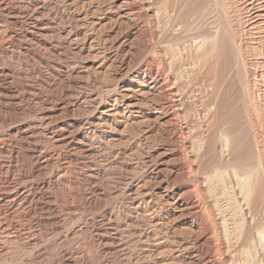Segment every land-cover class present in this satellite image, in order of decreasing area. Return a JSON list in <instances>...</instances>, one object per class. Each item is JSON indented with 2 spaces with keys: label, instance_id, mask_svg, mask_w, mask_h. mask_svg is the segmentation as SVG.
Wrapping results in <instances>:
<instances>
[{
  "label": "bare ground",
  "instance_id": "obj_1",
  "mask_svg": "<svg viewBox=\"0 0 264 264\" xmlns=\"http://www.w3.org/2000/svg\"><path fill=\"white\" fill-rule=\"evenodd\" d=\"M55 1H58V0H0V59L3 58L5 61V60H7L6 56L8 53L10 54V53H13V50L16 51V50L21 49L25 53L33 56L32 58L35 57L34 59L38 65V68L40 67L36 71V74H37L36 78L30 79L31 78L30 75L32 76V74H28L26 72H23V70L22 71L18 70L19 67H17L18 69H16L15 67H13L12 64L5 67V66H3L2 63H0V107H1V110L3 113L2 114L3 115V119H2L3 123L2 124H4V123L8 124L9 123L8 127H10L11 124L13 125L15 123V126L9 128L7 130V133L4 132V133H6L5 135H0V153H2L4 156L3 159L1 158L4 166L2 165V163L0 164V172H3V176L5 178L4 181L0 182V211H1V214H3L4 216L5 215L9 216V218L14 217V218L19 219L20 217L31 214L34 210L35 211L38 210L40 213L41 212L45 213L44 217H43L44 219H42V221H44V222L50 221L51 218L53 217V214H51L52 215L51 216L49 213L53 212L55 210V208H54V205H51L52 200H51V195L49 192H50V190L57 188L61 184V182L62 183L63 182H69L68 177L67 178L62 177L65 174L61 176V175H59V172H57L54 176L51 175V178L49 180L44 181L41 184L40 183L36 184L34 182H31V183H28L27 185H21L20 183H17V182H19L23 179L27 180V178H29L31 174L32 175H40V174L44 173L48 169V166L50 169L51 165L53 166L54 164L59 163V157L61 158V156H63V157L65 156L66 159H68L69 163L73 162V161L76 162L78 159V157L76 155L81 154L82 157H83V155H84V157H85V155H88V157H90L89 155L92 156L93 155L92 153L96 152V150L101 145H103L105 143H106L105 145H107V143H113V144L117 143L118 144L122 140H125L127 138L126 137L125 139H123V134L130 129V128L128 129V127H131L134 125V128L136 127V129H137L136 130L137 132H135V133H137V135H138L137 138H135L136 139L135 144L142 143V142L145 144V143H147L153 139L154 140L158 139L160 142H162V143L164 142V144H163V146H161L158 149H156V147H158V146L153 148L154 149L153 151H155V153H157L156 157L154 156L155 154H152V153H154L153 151H151V153L147 152L148 158L151 157L153 159V157H155V159L152 160V161H154V163H153L154 166H152L150 168V170L148 168L146 169V167L144 168V169L148 170V172L145 170L147 172L145 180L146 181L148 180V183H147V185H144V187L145 186L148 187L150 185L149 183H151V182L155 183L154 184L155 188L151 187V186H149V187H151L155 190V194L157 195L158 200L160 201V202H158V200H157V202L162 203V206H161L162 210L159 209V213L158 212L155 213L158 215V218H156L155 216H152L151 215L152 213L150 211L153 209L152 207L154 204L151 203L152 200L150 202V198L153 194L147 193V192H141V194H142V197L140 196L141 203L138 202L139 206L135 205L137 207L136 208L134 207L135 209H132V214H135L136 218H139L140 221H142V220H144L145 222L148 221L150 227H153V226H159V227L164 226L165 228L169 227L168 232L172 231L173 228H175V230H178L176 227H181L180 229L184 230V232L186 233V236L188 235L186 239H182L179 242L176 239L177 240L176 243L178 242V245L177 244L176 245L178 247H176L175 250L173 251V256L170 260H168L167 256H165V253H167V252H165V253L162 252V254H161L160 252H158L159 250L157 251V249L160 248L159 247L161 245L160 242L157 241L152 246L150 245L151 248H149V251H148L149 254H148V257L146 259V260H148V264H158V262L161 264H169V262H171V261H173L175 264L176 263L177 264H222V262H220L221 259L220 258L218 259L217 254L215 253L217 250V246H216L217 241L215 239L216 237H214L215 233H214V230L212 228V225H210V222H209L210 218L207 215L208 212L206 213V210L209 209L207 207H209V206H207L208 203L205 202L207 207L206 206H205L206 208L204 207L205 204L203 205V202L201 200L202 198L197 191L200 189L195 188V186H193V183L191 184L192 186L190 184L189 185L185 184V185H177V186H171L170 185L169 186L168 178L171 176H180L187 181H191L192 176H193L192 175V171H193L192 168L193 167H192V162H191L192 159L189 157L190 154H188V153H190V151H193V150H191V147L194 148L195 146L199 145V143H200V148H198V147H196V148L201 150V154L202 153L207 154L209 151H214L218 155L219 160H221V162H223L224 165L225 164L229 165L228 163L232 164L231 163L232 162L231 157H234V156H230V153H232L233 151L235 152V150H233L232 152L230 151L231 140L228 138V137H230V131H229L230 129L228 128L229 133H227V132H224V131H227V130H224L225 128H227V126L223 130L222 129L220 130L221 127L219 129H216L217 126L214 127L215 125L220 124L218 120H217L218 123L216 122V119L218 118L217 114H219L217 106H216V104H217V102H216L217 101L216 100L217 99V87H219V85H218L219 83L216 81V80H218V78H217L216 80L214 79L216 81V83H218L217 87L215 85V82L213 84L214 80L212 81V79H211L209 67L211 65L213 66V63L210 65L211 55H213L214 51L216 50V46L218 45L219 40H221L220 42L224 43V47H222L224 49V51H222L220 46H219V48L221 51L220 53L222 54L223 58H225V66L227 68H230V66H231V64H230V61H231L230 58L231 57L230 56L231 55L233 56L234 52L231 53L228 51V46H229L227 43L228 32H227V27H225V25L224 26L220 25L219 31H216V30H218L216 28L215 34H210V32L205 33L206 32L205 29H207V27H209V28L211 26L216 27L217 24L214 25V23H216L217 21H215L213 23V20H214L213 16H212L213 10H215V8L220 3H224V2H222L223 0L222 1L221 0H194V3H191L192 6H190L191 8H189V9H187V6H189L188 2H190L191 0L190 1L189 0H63V2H65V10L62 9L63 12L55 11L53 13L54 8H52V7L49 8V7ZM77 1L81 2V5L79 4L81 7L80 9L75 8V4L77 3ZM88 1H90V3L92 1L93 4H95V6H94L95 9H92V11L94 10L92 13L91 12L88 13V8H87V10H85L86 8L84 9L85 6L89 7L88 5H90V3H88ZM255 1L257 3L259 0H252L250 4L248 3L249 6H252ZM61 2H62V0H61ZM229 2H230V0H229ZM222 5L224 7V5H226V3H224ZM243 5H245V4H243ZM59 6H60V3H59ZM221 6H219V7H221ZM260 6H261V2H260ZM91 7L92 6H90V8ZM258 7H259V4H258ZM245 9H247V7ZM254 9H255V6L250 7L249 10L247 9L248 10L247 14L249 13L248 14V19H249L248 22H250L252 20V17H254V16H252L253 12L256 11ZM219 10H220V8H219ZM220 11L222 12V9ZM226 11H227V9H226ZM64 12H66V22L62 21V17L64 15ZM216 13H218V12H216ZM214 15H215V13H214ZM216 18H218V17H216ZM229 18H231V17H229ZM223 19H224V17L222 18V20ZM175 20L179 21L177 26H174V24H175L174 22H176ZM171 21H173L174 24L171 23ZM229 21H231V20H229ZM223 22H224V20H223ZM246 23L247 22L245 21V24ZM220 24H223V23H220ZM167 25H168V28H169V26L170 27L172 26L171 27L172 30H170L172 33V37L168 38V36L167 37L163 36V37L168 38L169 40L163 38V40H165V41L168 40V41L167 42L164 41L165 44H163L164 42L161 44L160 43V39H162L161 36L165 35L163 33L167 32V31H164L162 33V28H165V26L167 27ZM249 25H252V24H249ZM248 27H250V26H248ZM168 28H166V29L169 30ZM209 28L207 29V31L211 30ZM182 32H184L183 38L185 37L186 34H189L188 36L186 35L187 37H185V38L189 37L188 45L186 47H184L186 44L183 46L185 51L180 49L182 47V45H180L182 37L180 38L179 35H182ZM203 32H204V34H202ZM96 35L102 36V38H99V39H102L100 46L98 44H96V40H95L97 38ZM230 37H232V36H230ZM185 38L183 40L186 41ZM163 40H161V41H163ZM228 41L231 42V39ZM238 42H239V40H238ZM231 43H233V42H231ZM239 44L241 45V42H239ZM234 45H235V43H234ZM236 46H237V44H236ZM218 50L219 49H217V51ZM234 50H235V48H234ZM234 50H232V51H234ZM217 51H216V53H217ZM20 52H22V51H20ZM222 52L225 54V56L223 55ZM242 52L239 50L238 51L235 50V56H233L234 58H232L233 63L235 61H236L235 63L239 62V61L237 62V60H239V58L242 56ZM67 54H70V55L72 54L73 56L75 55L76 57H79L81 59L80 62L82 61V67L79 68L81 65L80 66L78 65L79 66L78 67L76 65V61H75V64L71 63L69 61L70 59L68 60V58H67ZM243 54H244V52H243ZM16 55H18V53ZM215 55L216 54H214V56ZM19 56H21V55H19ZM236 58H237V60H235ZM242 58L244 59V57H242ZM243 59H241V61H240L241 64H242ZM222 60H224V59H222ZM49 61H50V63H48ZM19 65H20V63H19ZM228 65H230V66L228 67ZM235 65L232 64V66L236 67L235 68L236 73H237V76H239V80H237V83L239 82V85H240L239 86L240 94H238L236 92V95H235V92H234L235 96L228 98L226 107H228L229 109H231V107L236 103H240L244 106L245 101H246V95H247V93L245 92L246 91L245 90V85H246L245 82H246L247 74L245 75L246 72L242 71V68H243L242 65H241L242 68L239 67L240 64L239 65L235 64ZM217 66H219V65H217ZM240 68H241V70H240ZM245 69L246 68L244 65L243 70H245ZM26 70H27V68H26ZM222 70H223V68H222ZM232 71H233V68H232ZM83 73H85L87 77L89 75H90V77L93 76V75H91V73L95 74V76L98 73L103 74V75L106 73L105 75L107 77L103 76L105 78V81H106L105 83H102V84L99 83L102 87H99V85L96 84V85H98L97 87L99 88V89L97 88V91L100 90V88H101L100 91L94 92V90L92 91V89H91L90 93L85 92L86 96L79 99L80 95L78 97H76L75 94L73 93V91L71 90V88L73 89V87H74V86L71 87V84H72L73 79L75 80L76 78H78L79 75H81V74L83 75ZM221 73L220 74L222 75V79L225 78V77H223V75H225L224 74L225 71H222ZM33 75H34V73H33ZM225 76H227V75H225ZM228 76L232 77L230 75H228ZM34 77H35V75H34ZM104 78H103V80H104ZM219 78H220L219 79V82H220L221 76ZM18 79L23 80L24 83L22 86H21V84H20V86L14 85L13 81H15V80L18 81ZM103 80L101 82H103ZM89 81H90V78H89ZM223 81H224V79H223ZM226 81H228V79H226ZM231 81H233V80H230V82ZM230 82L228 81V85ZM234 82H235V80H234ZM21 83H22V81H21ZM85 85H86V83H85ZM93 85H95V84H93ZM230 85L232 86V83H230ZM234 86L235 85H233V87ZM225 87L226 88L228 87L227 84ZM82 88H83V86H82ZM231 89L233 90V88H231ZM235 89H237L236 86H235ZM58 90H60V92ZM219 90H221V89L219 88ZM232 90H228V92H230ZM222 91H224V89ZM222 91H221V93H222ZM57 92H59V94ZM99 92L100 93L102 92V95H100ZM245 93H246V95H245ZM218 97H220V96H218ZM224 97H226V96H224ZM247 98H248V96H247ZM246 103H249V102L246 101ZM218 104H220V103H218ZM222 105H223L222 107L225 106L224 104H222ZM30 106L35 107L34 108L35 109L34 113L36 115L35 119L37 121H39V123L35 124V126L31 123H27V121L23 122V120L19 119L20 117H24L23 115L26 114L25 108H31ZM232 109H234V108H232ZM82 110H84V111H82ZM228 110H226L227 113H231V112H228ZM76 111L77 112L82 111L85 113L80 112L81 114H87L88 115V116L84 115V117L87 116V118L85 120V121H87V125H86V126H88L87 129H85V127L83 128L82 122L80 120L74 118V116H76L77 114H74V116H73V113H75ZM239 112H237V114ZM232 113H233V111H232ZM27 114H28V112H27ZM27 114H26V116H27ZM81 114H80V116H81ZM235 114H236V112H235ZM233 116H234V114L232 115V117ZM81 117H83V115ZM230 117L231 116H229V119L231 120L232 117L231 118ZM225 118H223V120ZM236 118L233 117V119H235V120H236ZM229 119H228L227 125H229ZM226 121H227V119H226ZM215 122L217 124H215ZM223 123L225 124V122H223ZM223 123H222V125H223ZM230 123H232V122H230ZM233 124H232V126H233ZM223 126H225V125H223ZM213 127L216 130L214 132H211ZM254 130H256V129H254ZM130 131H132V130H130ZM234 131L237 132L238 130H234ZM125 135H127V133ZM134 135L135 134H133V136ZM207 135L208 136L214 135V136L207 137ZM225 135H228V137ZM128 136H129V133H128ZM197 138H200V139H198V140H200V142L197 145L192 146V144L197 143V141H198V140L196 141ZM231 138L233 139V137H231ZM234 138H236V137H234ZM254 138H255V136H254ZM42 139L44 141H46L45 143L49 144V146L53 150L51 148H48V146H45L46 144H44V143L42 144V142H41ZM256 139H257V137H256ZM126 140H128V138ZM194 141H195V143H193ZM254 141H256V140L254 139ZM152 143L154 144V142H152ZM234 144H236V143H234ZM255 144H257V143H255ZM250 145L252 146V144H250ZM130 146H133V145H130ZM139 146H141V145L138 144V147ZM120 147H121V145H120ZM147 147H148V145H147ZM117 148H119V144H118ZM131 148H133V147H131ZM234 148H235V146H234ZM248 148H249V146H248ZM102 149H103V147H102ZM112 149H113V147H112ZM198 149L193 151V152L198 151ZM257 150L256 149L255 150L254 149H248L249 155H247V156H252V158L256 157L259 160L258 162H260V161H262L261 157H260V154H262V152L259 153V151H257ZM133 151L135 152V150H133ZM245 151H247V148ZM245 151H244V153H245ZM261 151H263V150H261ZM119 153H121V152H119ZM198 153L199 152H197V155H198ZM20 154L26 155L27 158H29L30 163H32L31 169L29 171L31 174L26 173L27 172L26 170H24V171L22 170L23 172L21 171L22 166L20 165L21 163H19ZM197 155H196V158L198 159ZM234 155H236V154H234ZM117 156L118 155H116V157ZM207 156H208V154H207ZM209 156H210V154H209ZM124 157H126V156H124ZM141 157H143V156H141ZM236 157L237 156H235L234 158L237 159ZM200 158H201V156H200ZM239 158H242V156L241 157L239 156L238 159ZM121 159H123V158H121ZM207 159H208V157H207ZM244 159L246 160V158L243 157V160ZM263 159H264V156H263ZM116 160H118V158ZM196 160H194V161H196ZM200 160L203 161L205 159L203 158ZM148 161H150V160H148ZM210 161L212 162V159H210ZM246 161H248V160H246ZM246 161H245V163H246ZM252 161H253V159L251 160V162ZM111 162H112V160H111ZM141 162L143 163V160ZM115 163H116V161H115ZM195 163H197V162H195ZM195 163H193V164L195 165ZM254 163H252L253 166H255V164L258 165L257 161L255 164ZM6 164H8V165H6ZM108 164H106V165H108ZM149 164H151V163H149ZM153 164H151V165H153ZM199 164H201V163H199ZM204 164L207 165L206 163H204ZM214 164H215V162H214ZM142 165H145V163ZM210 165L214 166L213 164H210ZM210 165H208V166L210 167ZM232 165H233V167L235 166L234 164H232ZM232 165H229V166L232 167ZM241 165L243 166V164H241ZM101 166L103 167V165H101ZM108 166H110V164ZM113 166H114V163H113ZM149 166L147 165V167H149ZM204 166H202V169H204ZM229 166L228 167L226 166V167L229 168ZM238 166H240V165H238ZM253 166L250 168L254 169ZM60 167H61V165H60ZM198 167H200V166H198ZM198 167H196V170ZM222 167L223 166H220V168H222ZM231 167H230V169H231ZM256 167L259 168L261 166H256ZM86 168H90V166H87ZM205 168H208V167L206 166ZM235 168H236V166H235ZM237 168H239V167H237ZM240 168H241V166H240ZM244 168H246V167H244ZM250 168L247 166L246 170H249ZM103 169H104V167H103ZM120 169H122V168H120ZM125 169H126V167H125ZM125 169H123V170H125ZM200 169L201 168H199L198 170L200 171ZM202 169H201V172H199V174L202 173ZM232 169L230 170L232 173L236 171V169H234V171H232ZM205 170H204V172H205ZM208 170H210V169H208ZM214 170H212V171L216 172ZM223 170L227 171V169L225 167L223 168ZM241 170H239L240 173H241ZM100 171L101 170H96V172L90 171V172H87L86 175H81L83 177L82 178L83 181L84 180L89 181L90 185L92 184V182L101 181V178H100L101 172ZM220 171H217V172H219V173H217L218 177L219 176L224 177L223 176V175H225L224 172L222 173V171H221V173L223 174L222 175L220 173ZM253 171H252V173H250V171H246V172L250 173V175H253L254 174ZM103 172H104V170H103ZM210 172H209L208 176H210ZM246 172H245V174H247ZM127 174H128V172H127ZM129 174H130V172H129ZM205 174H204V176H205ZM219 174H221V175H219ZM255 174H257L259 176V172L255 173ZM200 175H202V174H200ZM214 175L217 177L216 173ZM227 175H228V173H227ZM263 175H264V173H263ZM11 176H14V177L12 179H9ZM208 176L206 179L210 178ZM229 176H228V178H226L227 181L231 180V177L229 179ZM239 176H241V174ZM243 176H244V174H243ZM247 176H246V178H247ZM103 177L102 178L105 180V176H103ZM195 177H196V175H195ZM225 177H227V176H225ZM250 177L254 178V176H250ZM262 177H264V176H262ZM126 178H129V177L127 176ZM130 178L135 179V177H130ZM174 178L175 177H172V179H174ZM182 178H180V179H182ZM256 178H257V176H256ZM256 178H254V179L256 180ZM220 179H222V178H220ZM234 179L237 180V183H238V184H236L235 183L236 181L234 180L235 181L234 184H236V186H234V187L236 188L237 185L239 186L241 184L242 180L239 184L238 179L240 180V178H238V179L234 178ZM244 179L245 178H243V181H244ZM258 179L259 178H257V181L255 182L257 185H258ZM260 179H261V177H260ZM11 180H13V181H11ZM185 180H183V181L181 180V182H185ZM195 180L198 181L199 179L198 180L195 179ZM211 180H214V178L212 179V176H211L209 183L211 182ZM262 180L264 181V178ZM133 181L131 179V182H133ZM138 181H139V178H138ZM224 181L225 182L221 181V186L223 184L225 185V183L228 184V182H226V180H224ZM232 181H233V179H232ZM232 181H229V182L231 183ZM263 181H262V183H263ZM102 182H104V181L102 180ZM176 182H177V180H176ZM214 182H216V181H214ZM252 182L253 181L250 180L248 183H250V185H251ZM97 183H98V187H99V182H97ZM144 183H145V181H144ZM213 183H211V186ZM129 184H130V182H129ZM243 184L245 185V183H243ZM260 184H259V186H260ZM208 185H210V184H207V186ZM137 186H138V184H137ZM141 186L143 187L142 183H141ZM141 186H139V187H141ZM202 186H204V183ZM232 186H233V184L232 185L230 184V187L228 186L229 187L228 189H226L225 186L223 187V189H226L228 192V190L230 188L232 189ZM242 186L240 185L239 187H241V189L243 188L245 193H243V195H242V199H241L242 204H240V203L239 204L241 205L240 207H243L242 210H244L245 213L247 212L246 215L248 216V219H247L245 224H244L245 221H243V223H241V224H243V230H242V226L240 227V224L239 223H238L239 225L237 224V226H239L241 228L240 230L243 231L242 236L239 235L240 237H237L238 240H236V247L239 246V247H241V249L243 247L242 245H245V243L248 242V236L246 235L247 231L251 232L250 231L251 228H253L254 230L255 229H257V230L258 229H264L263 216H261L262 220H263L261 222L259 221L260 217L256 218V219H259L258 220L259 222H258V221H255L256 219H254V217L252 216V211H256L254 207L258 206L256 203H253V200H254V202H257V201H255V199L257 198V200H259V198H260V196H259V198L257 197L258 191H257L256 195H255L254 191H251L256 196V198L254 196L255 199H253L251 201V199L249 200L246 198L250 197L249 189H252L253 187L249 188L250 186H248V184L243 186V187ZM262 186H264V185H262ZM85 187H87V186H85ZM92 187H94V186H92ZM196 187H198V186L196 185ZM133 188H134L133 186L129 187L128 192H132ZM235 188L233 190H235V192H236L238 187L236 189ZM88 189L89 188H87V190ZM126 189H127V187H126ZM136 189L140 190V188H136ZM218 189H217V192H218ZM209 190H208L209 194H210V192L214 193L213 191H209ZM214 190H216L215 187H214ZM226 190L221 191V192H226ZM233 190H231V191H233ZM35 191H37V192H35ZM259 191H260V189H259ZM135 192H136V190H135ZM206 192H207V190L205 191V194H206ZM239 192H241V191L239 190ZM239 192H236V193L239 195ZM133 193H134V191H133ZM136 193H139V192H136ZM226 193L223 195H226ZM233 193L234 192H232L231 194L229 193L230 196H232ZM129 194H127V195H129ZM141 194H139V195H141ZM205 194L203 193V195H205ZM214 194H216V193H214ZM246 194H248L249 196L247 197ZM250 194H252V193H250ZM240 195L238 197H240ZM136 196H138V195H136ZM207 196H208V194H207ZM210 196H209V198L207 197V199H208V200L206 199L207 201H210ZM215 196H213V197L216 199L217 196L216 197ZM252 196L253 195H251V197ZM205 197H206V195H205ZM220 197H222V196H220ZM225 197L229 198V196H225ZM132 198L134 199V197H132ZM138 198H139V196H138ZM214 198H213V200H215ZM230 198H232V197H230ZM136 199L137 198H135L134 200H136ZM217 199H218V197H217ZM236 199H238V198H236ZM230 200H228V201L230 202ZM262 200H264V199H262ZM215 201H217V200H215ZM228 201H226V202H228ZM259 201H261V200H259ZM87 202L89 205L91 203V199L90 198L87 199ZM259 203L261 204V202H259ZM212 204H214V202ZM215 204L217 206L218 202H215ZM230 204H231V202H230ZM253 204L254 205L256 204L257 206H254ZM261 206H262V204H261ZM131 207H133V206H131ZM214 207H215V205H214ZM219 207H220V209H222L220 206V203H219ZM157 208H160V207H157ZM210 208H211V206H210ZM258 208L259 207H257V210H258ZM217 209H215V210H217ZM220 209H219L218 214L220 213ZM233 209H235V208H233ZM238 209H240V208H238ZM252 209H254V210H252ZM261 209L262 208H260L259 211H261ZM211 211H213V210H211ZM224 211H226V209H224ZM221 212H223V211H221ZM231 212L233 213L235 211L232 210ZM215 214L217 215V213H215ZM255 214L256 213L254 212V216H255ZM221 215H222V213H221ZM235 215H237V214H235ZM130 216H133V215H130ZM161 216H164V218L159 219ZM115 217H116V215H115ZM235 217H237V216H235ZM214 218H215V216H214ZM245 218H247V217H245ZM139 219H136V220L139 221ZM224 219H226V218H224ZM231 219H232V217H231ZM242 219H244V218H242ZM242 219H241V221H242ZM5 220H6V218H5ZM233 220L236 221V218ZM164 221H166V222L163 223ZM117 222L118 221H116V223ZM219 222L222 223V221H219ZM225 222H226V220H225ZM212 223H214V222H212ZM229 223L232 224V222H229ZM138 224L139 223H137L136 225H138ZM223 224H224V222H223ZM233 224H235V223H233ZM109 226H111V225H109ZM117 227H118V225H117ZM215 227H217L216 224H215L214 228ZM234 227H236V225ZM137 228H139V227H137ZM147 228H148V226H147ZM147 228H145V229H147ZM155 228L156 227H154L153 229L155 230ZM228 228H230V227L228 226ZM112 229H114V228H112ZM151 229H149L148 231H150ZM227 229L225 228V230H227ZM237 229H239V228H236V230ZM20 230H21V228H20ZM225 230H223V231H225ZM231 230H233V229H231ZM220 231H222V230H220ZM237 231H239V230H237ZM92 232L94 233L95 237L98 239V243L102 247V249H104V252L105 251L107 252V250L112 249L111 247H113L114 245H112L110 243L114 242V239L111 238L114 235L111 237L109 235L107 236L105 234V230L101 229L99 226L92 229ZM226 232H223V234ZM220 233H222V232H220ZM235 233H238V232H235ZM260 233L262 234L263 232H260ZM260 233H258V235ZM167 234H166V236H167ZM216 234H217V232H216ZM232 234H234V233H232ZM110 235H111V233H110ZM140 235H142V234H140ZM170 235L172 236L171 232L167 236L169 239L171 237ZM227 235L229 236V234H227ZM252 235L253 234L249 235V237ZM163 236H165V235L163 234ZM178 236H179V234H178ZM181 236H183V235H181ZM233 236H235V235H233ZM154 237H155V235L153 236V238ZM173 237L174 236H172L171 238L175 242V238L173 239ZM258 237L259 236H257L256 238L258 240H260V237L259 238ZM17 238H18V236H17ZM147 238H148V236H147ZM149 238H148V240H150ZM160 238H161V235H160ZM160 238H158V239H160ZM183 238H184V236H183ZM225 239H228V238L225 237ZM229 239L231 240V244L235 242V240H234V242H232V238H229ZM229 239H228V241H230ZM234 239H236V238H234ZM252 240H254V238ZM26 241H29V245H31L33 247L35 246V240H26ZM167 241L169 242V240H167ZM226 241H224V242H226ZM224 242H222V243H224ZM146 243H148V242H146ZM220 243H221V239H220ZM228 243L230 245V242H228ZM262 243H264V241ZM240 244H241V246H240ZM256 244H258V243H256ZM172 245H173V243H172ZM253 245H255L254 241H253ZM259 245H261V243ZM174 246H175V244H174ZM224 246H225V244H224ZM230 246L229 247L232 248L235 245H233V246L230 245ZM249 246H252V244ZM147 247H145V248L147 249ZM236 247H235V250L237 249ZM254 247H252V248H254ZM263 247H264V244H263ZM168 249L170 250V248H167V250ZM222 249H221V251H222ZM114 250H115V248H114ZM172 250H173V248H172ZM254 250H256V249H254ZM238 251L239 250H237V252ZM249 251H250V249H249ZM156 252H158L161 255L164 254L163 256H165L167 260L164 259V257H163L164 260H160L161 257H158L159 254H157L158 255L157 256L155 254ZM170 252H171V250H170ZM229 252H230V250H229ZM242 252H245V251H242ZM107 253H109V252H107ZM257 253H258V251H257ZM237 254H239V253H237ZM253 254H255V253L253 252ZM242 255L244 256L245 253H243ZM60 256H61V259H63L65 264H75V259H73L71 257V255L68 254L67 252H61ZM170 257H171V254H170ZM238 257H240V256H238ZM252 257L253 256H251V258ZM251 258H250V262H245L246 260L248 261V259H249V256H248V258L244 259L245 261L239 260L240 261L239 263H241V262H245L247 264L251 263ZM238 259H242V257H240ZM232 261H231V263L228 262V264L229 263L233 264ZM260 263L262 264L263 262H260ZM224 264H226V263H224ZM234 264H235V262H234Z\"/></svg>",
  "mask_w": 264,
  "mask_h": 264
},
{
  "label": "rangeland",
  "instance_id": "obj_2",
  "mask_svg": "<svg viewBox=\"0 0 264 264\" xmlns=\"http://www.w3.org/2000/svg\"><path fill=\"white\" fill-rule=\"evenodd\" d=\"M241 1L242 0H230V2H229V0H223L222 2L226 3V5H224V7H223L222 4H224V3H220L215 8V10H213V14H212L213 19H214L213 20V23L215 21H217L216 23H214V25L217 24L216 27L215 26H211L212 28L211 27L210 28L207 27V29L209 28L212 31L211 30H208L207 31V29H205V31H206L205 33H209L210 32V34H215L216 31H219L220 30L219 29L220 28V25H223V26L225 25V27H227L228 40L231 39V42H233V43H231L230 41L227 40V43L229 45V46L227 45L228 46V51L231 52V53L234 52L233 56H235V50L236 51L239 50L241 52L242 51L244 52V54L242 52V56L240 57L241 59H243L242 57H244V59H243L244 62L242 61V64L240 62L241 61L240 58H239V60H237V58L235 59V60H237V62L239 61L238 63H235L236 62L235 60H234L235 62L233 63V59L232 58H234V57L232 55L230 56L231 57L230 60L232 61V62L230 61L231 66H232V64L233 65H235V64H238L239 65L240 64L239 67L242 68V66H243L242 71L246 72L245 75L247 74V76H246V82H245V84H246L245 85V90H246L245 92L247 93V95H246V93H245V95H246V101L249 102V103H246V101H245V105L244 106L242 104H240V103H236V104H234L231 107V109L234 108L232 110L229 109L228 107H226L227 106L228 98H230L232 96L234 97L236 95V92L238 94H240V90H239V86L240 85H239V82L237 83V80H239V76H237V73H236V69H235L236 68L235 67L236 65L235 66H232V67L230 65H228V67L230 66L231 69L230 68H227L225 66V58H223L222 54L220 53L221 52L220 51V48L222 49V51H224V49L222 48V47H224V43L223 42H220L221 40H219V42L221 44L218 42V45L216 46V50L214 51L213 55H211V61H210L211 63H210V65L213 63V66L211 65L209 67L210 68V76H211L212 81L214 79L216 80L218 78V80H216V81L219 83V84L216 83L215 80L213 81V84L215 82L216 87H217V84L219 85V87H217V99H216L217 100L216 101L217 102L216 106H217V109H218V113L219 114H217L218 115L217 116L218 118L216 119V122L218 120L221 125H222L223 122H225V124L223 123V125H225V126H223V125L221 126L220 124H219L220 125L219 126L217 124L218 122L217 123L215 122V124H217V125H215L214 127L217 126L216 129H219L221 127L220 130L221 129L223 130L227 126V128L224 129V130H227V131H224V132H227V133H229L228 132V128L230 129L229 130L230 131V137H228V135H225V136H227L231 140V145H230L231 148H230V151L232 152L233 150H235V152L233 151L232 153H230V156H234V157L237 156L236 157L237 159H235L234 157H231V159H232V162L231 163L234 164L236 166V168L237 167H239V168H237L238 169L237 170L235 168V166L233 167V165L230 164V163H228V164L229 165H232V167L229 166V165H227V164L224 165V163L221 162V160H219L218 155L214 151H209L207 153L208 156H207V154H203V153H202L203 154L202 155L201 154V150L198 149V148H200V143H199L200 140H198L200 138H197L196 139V141L198 140L197 143L196 144H192V146L197 145L198 143H199V145L195 146L194 147L195 149L191 147V150L195 151V150L198 149V151H196V152L190 151V153H188V154H190L189 157L192 159V160L191 159L190 160L192 162V167H193L192 168V170H193L192 171V175L193 176H192L191 181H187V180L183 179L180 176H171V177H169L171 180L168 178V184H169V186L170 185L171 186H177V185H185V184H188V185L190 184L191 185L193 183V186H195V188L200 189V190H197V189L196 190L198 191V193L200 194V196L202 198L201 200L203 202V205L205 204L204 207L206 206V203H208L207 206H209V207H207V206L206 207L209 208V209H207V210L205 209V210H206V213L208 212L207 215L210 218L209 219V222H210V225H212V228H213L214 233H215L214 234V237H216L215 239L217 241L216 242L217 250H216L215 253L217 254L218 259L219 258L221 259L220 262H222V264H224V263L228 264V262L231 263L232 260H233L232 261L233 264H234V262H235V264H247L245 262H250L251 256H253L251 258V263H248V264H261L260 262H263L262 264H264V253H263L264 252V250H263L264 249V247H263V244L264 243H262L264 241V229H258V230L255 229L254 230L253 228H251L250 229L251 232L247 231V234H246L248 236V242L245 243L246 246L245 245H242L243 246L242 249L239 246L236 247V240H238L237 237L242 236V232H243L242 231L243 230V224H241V223H243V221H245L244 222V224H245L246 221H247V219H248V216L246 215L247 212L245 213V211L242 210L243 207H240L241 206L240 204H242V200H241L242 199V195H243V193H245L244 190H243V188L241 189V187H239L240 185L241 186L242 185L245 186V185L248 184V186H250L249 188L253 187L252 189H249L250 193H252V194L249 193V195H250V197H251V195H253L252 196L253 198L252 197L251 198L250 197L249 198H246V199H249V200L251 199V201L256 198L255 195L257 194V191H258L257 197L259 198V196H260L259 200H261V201L257 200V198L255 199V201H257V202H254V200H253V203H256L258 206L256 204L255 205L253 204V205L254 206H257L259 208L257 210V207H254L253 206L256 211H252V216L254 217V219L260 217L259 218L260 220L259 219H256L255 221H258L259 220L261 222V221L264 220V200H262V199H264V189H263L264 186H262V185H264V181L262 180L264 178V177H262V176H264L263 175V173H264V159H263V156H264V7H263L264 6V0H261V1L259 0L258 1L259 3L258 2L256 3V1L254 3L252 2L253 3L252 6H255V9L254 10H256V11L253 12V15L252 16H254V17H252V20L250 22H248V20H249L248 19V14L249 13L247 14V11L250 9V7H252V6H249V4L251 3L252 0H243L242 2ZM62 2H63V0H62ZM62 2H61V0L55 1V2H53V4L49 8H51V7L54 8L53 9V13L55 11L63 12V10H65V2H63V3ZM260 2H261V6H260ZM59 3H60V6H59ZM77 3L75 4V8L76 9H80L81 8L80 7L81 2L77 1ZM88 3H90V1H88ZM188 3H189V6H187V9L191 8L190 7V6H192L191 3H194V0H191ZM243 4H245V5H243ZM258 4H259V7H258ZM88 6L89 7L85 6L84 9L86 8L85 10H87V8H88V13H90V12L92 13L94 11V10L92 11V9H95V7H94L95 4H93V2L91 1L90 5H88ZM90 6H92V7L90 8ZM219 6H221V7H219ZM246 7H247L248 10L245 9ZM219 8H220V10L222 9V12L219 10ZM226 9H227V11H226ZM215 11L218 12V13H216ZM214 13H215V15H214ZM64 15H63L64 18L62 17V21L66 22V12H64ZM215 16L218 17V18H216ZM223 17H224V19H223L224 22L222 20ZM229 17H231V18H229ZM229 20H231V21H229ZM175 21H176V22H174L175 24L173 23V21H171V23H173L174 26H177V24H178L179 21L178 20H175ZM245 21L247 22L246 24H245ZM220 23H223V24H220ZM249 24H252V25H249ZM248 26H250V27H248ZM171 27L169 26V28H168V25H167V27L165 26V28H162V33L164 31H167V32L163 33L165 35H162L161 36L162 37V39H160V43L161 44L165 41V40H163V38L164 39H168V38H171L172 37V33L170 31V30H172ZM166 28H168L169 30H167ZM216 28L218 30L215 31ZM183 33L184 32H182V35H179L180 38L182 37L181 38V42H180L181 43L180 45H182V47L180 49L185 51V49L183 48V46L186 44L184 46V47H186L188 45V41H189V37L188 38H185V37H187L189 34H186L187 36L185 35V37H184L186 39V41H185V40H183L184 39L183 38V36H184ZM202 34H204V32ZM163 36H166V37L168 36V38L163 37ZM230 36H232V37H230ZM99 38H102V36H97V38L95 40H96V44H98L100 46V44L102 42V39H99ZM161 40H163V41H161ZM238 40H239V42H241V45L239 44ZM167 41H165V42H167ZM165 42L163 44H165ZM234 43H235V45H234ZM236 44H237L238 47L236 46ZM219 46H220V48H219ZM234 48H235V50H234ZM217 49H219L218 50L219 52L217 51ZM19 50L22 51V52H20ZM19 50H16V51L13 50V53H10V54L8 53L7 56H6L7 57V60L4 61V59L1 58L0 59V63H2L3 66H5V67L6 66H9L10 64H12L13 67H15L16 69H18L17 67H19L18 70H21V71L23 70V72H26L28 74H32V76L30 75V77H31L30 79L36 78V75H37L36 74V71L40 67L38 68V65H37V63H36V61L34 59L35 57L32 58L33 56H31L30 54L25 53L21 49H19ZM232 50H234V51H232ZM216 51H217V53H216ZM17 53H18V55H16ZM214 54H216V55L214 56ZM19 55H21V56H19ZM69 55L70 54H67L68 60L70 59L69 61L71 63H73V64H75V61H76V65L77 66L78 65L79 66L81 65L80 67L78 66L79 68H81L82 67V61L80 62L81 59L79 57H76L75 55H74L75 57L72 54L70 56ZM223 55L225 56L224 53H223ZM222 59H224V60H222ZM19 63H20V65H19ZM48 63H50V61ZM243 64L245 65V68H246L245 70H243L244 69V65ZM217 65H219V66H217ZM26 68H27V70H26ZM222 68H223V70H222ZM232 68H233V71L235 70L234 72L232 71ZM241 68H240V70H241ZM222 71H225V73H224L225 75H227V76L230 75L232 77H229V76L227 77V76L223 75V77H225V78H223L224 79V81H223L222 75H221L222 74L221 73ZM33 73H34L35 77H34ZM84 74L85 73H83V75ZM98 74H96V76H95V74L91 73V75H93L91 77H90V75L87 77L86 74L84 76L81 74L82 76L79 75L78 78H76L75 80L73 79V81H72V84L73 85L71 84V87H73V86L74 87H73V89L71 88V90L73 91V93L75 94V96L78 97L80 95L79 96V99H80V98L86 96V93H90L91 89H92V91L94 90V92L100 91L101 88H100V90L97 91V88H98L97 86L99 85V87H102L100 84L106 82L105 81V78L103 76H105V77H107V76L105 75L106 73L104 75L103 74H99L98 75ZM220 76H221V81L219 82V79H220L219 77ZM89 78H90V81H89ZM103 78H104V80H103ZM226 79H228L229 82H230V80H233V81L230 82V83H232V86L230 85V83L228 85V81H226ZM20 80L22 81V83H21ZM102 80H103V82H101ZM234 80H235V82H234ZM13 82H14V85H17V86H20V84L22 86L23 83H24L22 79H18V81L15 80ZM85 83H86V85H85ZM93 84H95V85H93ZM96 84H98V85H96ZM226 84L228 86L227 88L225 87ZM233 85H235L237 87V89H235V86L233 87ZM82 86H83V88H82ZM219 88L221 90H219ZM231 88H233V90ZM223 89H224V91H222ZM228 90H232V91L228 92ZM58 91L60 92V90H58ZM221 91H222V93H221ZM59 92H57V93L59 94ZM234 92H235V95H234ZM100 95H102V92L100 93ZM218 96H220V97H218ZM224 96H226L227 98L224 97ZM247 96H248V98H247ZM218 103H220V104H218ZM222 104H224L225 106L222 107L223 106ZM30 107L31 108H25L26 109L25 113L27 114V112H28L27 116L24 113L25 114V115H23L24 117H20L19 119L23 120V122H26L27 121V123H31V124H33L35 126V124L39 123V121H37L35 119L36 118V115L34 113L35 112V109H34L35 107H32V106H30ZM226 110H228V112H231V113H227ZM82 111H84V110H82ZM82 111H80V112H82ZM232 111H233V113H232ZM80 112H77L76 111L75 113H73V116H74V114H77L78 116L76 115V116H74V118L80 120L82 122L83 128L85 127V129H87L88 128V126H86L87 125V121H85V120H86V118H87L88 115L87 114H81ZM235 112H236V114H235ZM237 112H239V113L237 114ZM82 113H85V112H82ZM2 114L3 113H2V110H1V107H0V117H1L0 118V135H5L7 133V130L9 128L15 126V123L13 125L11 124L10 127H8L9 126L8 125L9 123L8 124H5V123L2 124L3 123V120H2L3 119V115ZM80 114H81V116L83 115V117H81ZM233 114H234V116H233L234 118L237 117L236 120L233 119V117H232ZM84 115H87V116L84 117ZM228 115L232 117L231 120L229 119V116ZM223 118H225V119L223 120ZM226 119H227V121H226ZM228 119H229V125H227ZM230 122H232V123H230ZM232 124H233V126H232ZM214 127L212 128V131L211 132H214L216 130V129H214ZM128 129L129 130L126 131L123 134V139H125L127 137L128 140H126L127 139L126 138L125 139L126 141L125 140H122L120 143H118L119 144V148H117L118 147V144L117 143H116L117 145L115 143L114 144L113 143H107L108 146L105 145L106 144L105 143V144H103L104 146L101 145L103 147V149L105 148L104 150L100 146L99 147L100 149L98 148L96 150V152L92 153L93 154L92 156L89 155L90 157H88V155H85V157H84V155L82 157L81 154L80 155H76L78 157L77 161L76 162L73 161V162H70V163L68 162V159H66L65 156L64 157L61 156V158L59 157V163H56L53 166L51 165L50 166V169H49V166H48V169L49 170L47 169L44 173H42L40 175H32L29 172L30 169H31V164L32 163H30V160H29V158H27L26 155L20 154V158L22 157L21 159L19 158V160H20L19 163H21L20 165L22 166L21 171L22 170L23 171L26 170L27 172L26 171L25 172L28 173V174H31V175H30L29 178H27V180L26 179H23V180H21V181H19L17 183H20L21 185H27L28 183H31V182H34L36 184H39V183L41 184L42 182L49 180L51 178V175L54 176L57 172H59V175H61V176L65 174L62 177H65V178L68 177L69 182H63V183L61 182V184L57 188L50 190V192L48 191L50 193V195H51V200H52L51 201L52 202L51 205H54V208H55V210L53 212L49 213L50 215L53 214V217L51 218L50 221H45V222L42 221V219H44L43 217H44V214L45 213L44 212L43 213L42 212L40 213L38 210L37 211L34 210L31 214L25 215L23 217H20L19 219L18 218H14V217H10L9 218V216H6V215L4 216L3 214H1V211H0V215H1L0 216V225H1L0 226V264H65L64 261H63V259H61V256H60V253L61 252H67L68 254H70L71 257L73 259H75V264H148V260H146V259H147L148 254H149V252H148L149 251V248H151V246L153 244H155L157 241L161 243V245L159 246L160 248L157 249V251L159 250L158 252H160L161 254H162V252L163 253L167 252V253H165V256H167V259L168 260H170L172 258L173 251L175 250L176 247H178L177 246L178 245V242L181 241L182 239H186L187 236H188V235L186 236V233L184 232V230L183 229H180L181 227H176L178 230H175V228H173L172 231H170L172 233V236H174L173 239L175 238V242H174V240H172V238H171L172 237L171 235H170L171 236L170 239L167 237L168 234L170 233V232H168V228L169 227H167V228H165L164 226H161V227H159V226L150 227L148 221L145 222L142 219H141L142 221H140L139 218H136V215L135 214H132V209H135L137 206H139L138 205V202L141 203V200H140V196L142 197L141 192H147V193L153 194L152 196L150 195L151 196L150 202L152 200L151 203L154 204L153 207H152L153 209L150 211L152 213L151 214L152 216H155L156 218H158V215L155 214V213H157V212L159 213V209L162 210L161 209L162 203H158L160 201L158 200V197L155 194V190L153 188H151V187H154L155 188V185H154L155 183L154 182L153 183L152 182L149 183L150 185L149 184L148 185L151 186V187H149V186L148 187L147 186L144 187V185H147V183H148V180L147 181L145 180L146 179V173L148 172V170H146V169L148 168L150 170V168L152 166H154V164H153L154 161H152V160L155 159V157L157 155V153H155V151H153L154 150L153 148H155L156 146H158V147H156V149L160 148L161 146H163L164 142L162 143L158 139H156V140L153 139V140H150L149 142H147L145 144L143 142L142 143L135 144L136 143L135 142L136 141L135 138H137V136H138L137 133H135V132H137L136 131L137 129H136V127L134 128V125L131 126V127H128ZM254 129H256V130H254ZM130 130H132V131H130ZM234 130H238V131L235 132ZM4 132H6V133H4ZM126 133H127V135H125ZM128 133H129V136H128ZM133 134H135V135L133 136ZM209 136H214V135H209ZM209 136L207 135V137H209ZM254 136H255V138H254ZM231 137H233V139ZM234 137H236V138H234ZM256 137H257V139H256ZM253 138L256 141H254ZM41 142H42V144L43 143L46 144L45 146H48V148H51L49 146V144L45 143L46 141H44L43 139L41 140ZM152 142H154V144ZM193 143H195V141ZM234 143H236V144H234ZM255 143H257V144H255ZM138 144L141 145V146L138 147ZM250 144H252V146ZM120 145H121L122 148L120 147ZM130 145H133V146H130ZM147 145H148V147H147ZM234 146H235V148H234ZM248 146H249V148H248ZM112 147H113V149H112ZM131 147H133V148H131ZM196 147H198V148H196ZM246 148H247V151H245ZM248 149H254V150L255 149L256 150L258 149L257 151H259V153L262 152V154H260V157H261V160L262 161L258 162L259 160L256 157L252 158V156H247V155H249L248 154ZM133 150H135V152ZM261 150H263V151H261ZM151 151L154 152L152 154H155L154 155L155 157H153V159L151 157H150L151 158L150 159L147 156V152H150L151 153ZM244 151H245V153H244ZM119 152H121V153H119ZM197 152H199L198 155H197ZM195 154L197 155V157H198L199 160L196 158V155ZM209 154H210V156H209ZM234 154H236V155H234ZM116 155H118L119 157L118 156L116 157ZM124 156H126V157H124ZM141 156H143V157H141ZM200 156H201V158H200ZM239 156L240 157L242 156V158H239L238 159ZM3 157H4L3 154L0 153V164L2 163ZM202 157L206 161L205 160H203V161L200 160V159H203ZM207 157H208V159H207ZM243 157L246 158V160H248V161H246L245 159L243 160ZM117 158H118V160H116ZM121 158H123V159H121ZM210 159H212V162L210 161ZM252 159H253V161L251 162ZM111 160H112V162H111ZM142 160H143V163L141 162ZM148 160H150V161H148ZM194 160H196V161H194ZM255 160L257 161V164L258 165L255 164L256 163ZM115 161H116V163H115ZM213 161L215 162V164H214ZM245 161H246V163H245ZM195 162H197L198 164L195 163ZM108 163L110 164V166H108L109 165ZM113 163H114V166H113ZM144 163H145V165H142ZM149 163H151L153 165H151ZM193 163H195V165ZM199 163H201V164H199ZM204 163H206L207 165H205ZM252 163H254L255 166H253ZM106 164H108V165H106ZM210 164H213L214 166H212ZM241 164H243V166ZM2 165L4 166L3 163H2ZM6 165H8V164H6ZM60 165H61V167H60ZM101 165H103L104 169H103V167ZM147 165L148 166L150 165V166L147 167ZM197 165L200 166V167H198ZM208 165H210V167ZM238 165H240L241 168ZM87 166H90V168H86ZM124 166L126 167V169H125ZM202 166H204V169H202ZM206 166L208 168H205ZM220 166H223V167L220 168ZM226 166L227 167L229 166V168H227ZM247 166L249 168L253 166L254 169L253 168H250L249 170H246ZM256 166H261V167L258 168ZM145 167H146V169H144ZM196 167H198L197 170H196ZM224 167L227 169V171L226 170L225 171L223 170ZM230 167H231V169L233 168L232 171H234V169H236V171H235L236 173L233 172L235 175L230 171L231 170ZM244 167H246V168H244ZM120 168H122V169H120ZM199 168L202 169V173H200L202 175L199 174V172H201V169H200V171L198 170ZM123 169H125V170H123ZM208 169H210V170H208ZM219 169L222 171V173L224 172L225 175H223ZM89 170L92 171V172H96V170H101L100 171L101 172V175H100L101 181L92 182L91 185H90V182L89 181H86V180L83 181V179H82L83 177L81 175H86L87 172H90ZM103 170H104V172H103ZM204 170H205V172H204ZM212 170H214L216 172H213ZM239 170H241V173H240ZM217 171H220V173L224 177H222V176H219L218 177V174L217 173H219V172H217ZM246 171H250V173H252V171H253L254 174L253 175H250V173H248ZM127 172H128V174H127ZM129 172H130V174H129ZM209 172H210V176H208L209 175ZM245 172L247 174H245ZM257 172H259V176L257 174H255ZM203 173L204 174L206 173L205 174L206 177L204 176ZM215 173H216V175H217V177L219 179L214 175ZM227 173H228V175H227ZM221 174H219V175H221ZM240 174H241V176H239ZM243 174H244V176H243ZM195 175H196V177H195ZM245 175L246 176L248 175L247 178H246ZM101 176L102 177L105 176V180L103 179L104 177L102 178ZM127 176L129 178H126ZM207 176L210 177V178H208L209 180L206 179ZM211 176H212V179L214 178V180H211V182L209 183V181L211 179ZM225 176H227V177H225ZM228 176H229V179L231 177V180L228 179L229 181H232V179H233V181L231 183L229 181H227V179H226V178H228ZM250 176H254V178H256V176H257V178H259L258 179V185L255 183L257 181V178L255 180L253 177H250ZM13 177L14 176H11L9 179H12ZM130 177H135V179L134 178H130ZM172 177H175V178L172 179ZM233 177L234 178H237V179L240 178V180L238 179L239 184H240L241 180H242L243 183H245V185H244L241 182V184L239 186L237 185L238 188L236 187L237 190H238V191L236 190V192H239V190L241 191V192H239V195L241 194L240 197H238L239 195L235 192V190H233L235 188L234 186H236V184H238L237 183V180H235ZM260 177H261V179H260ZM138 178H139V181H138ZM180 178H182V179H180ZM220 178H222L223 180L220 179ZM243 178H245L244 181H243ZM4 179L5 178L3 176V172H0V182L4 181ZM131 179H132V181L133 180L134 181L131 182ZM175 179L177 180V182H176ZM195 179H197V180L199 179L198 180L199 182L196 181ZM102 180L104 182H102ZM181 180L182 181L185 180V182H181ZM224 180H226V182H228V184H229V185L226 184V183H225V185L223 184L226 189H228L230 187V184L231 185L233 184L232 189L230 188L233 191H231L230 189L228 190V192L230 194L232 192H234L232 196H230V194L227 192L226 189H223V187H224L223 185H222L223 187L221 186V181L222 182H225ZM250 180L253 181L251 185H250V183H248ZM11 181H13V180H11ZM144 181H145V183H144ZM214 181H216V182H214ZM262 181H263V183H262ZM97 182H99V187H98V183ZM129 182H130V184H129ZM234 182L236 184H234ZM141 183H142L143 187L141 186ZM203 183H204V186H202ZM211 183H213L212 186H211ZM137 184H138V186H137ZM207 184H210V185H208L209 187L207 186ZM259 184H260V186H259ZM84 185L87 186V187H85ZM196 185L199 188L196 187ZM92 186H94V187H92ZM131 186H133L134 188H133L132 192H128V188L131 187ZM139 186H141V187H139ZM126 187H127V189H126ZM214 187H215L216 190H214ZM87 188H89V189L87 190ZM136 188H140V190L139 189H136ZM217 189H218V192H217ZM259 189H260V191H259ZM135 190H136V192H139V193H136ZM206 190H207V192L205 194V191ZM208 190L209 191H213L216 194H214L212 192H210V194H209L208 193ZM224 190H226V192L228 194L226 192H221V191H224ZM133 191H134V193L136 195L139 196V198H138V196H136L133 193ZM251 191H254L255 195ZM35 192H37V191H35ZM203 193L206 195V197H205V195H203ZM225 193H226V195H223ZM127 194H129V195H127ZM139 194H141V195H139ZM207 194H208V196H207ZM215 195L218 197V199H217V197ZM249 195L246 194L247 197ZM209 196H210V201H207L208 200L207 197L209 198ZM213 196H215L216 199ZM220 196H222V197L224 196V197L222 198ZM225 196H229V198L232 197L230 199L231 200L233 199L234 201L233 200L231 201L229 198H227ZM254 196H255V198H254ZM88 197L91 199V203L89 205H88V202H87V199H89ZM132 197H134V199L135 198H137V199L134 200ZM213 198L215 200H217V201L213 200ZM236 198H238V199H236ZM157 200H158V202H157ZM228 200H230L231 204H230V202ZM226 201H228V202H226ZM213 202H214V204H212ZM215 202H218V204H217L218 207L216 206ZM259 202H261L262 206H261V204ZM219 203H220V206H221L222 209H220ZM135 205H137V206H135ZM214 205H215V207H214ZM131 206H133V207H131ZM210 206H211V208H210ZM157 207H160V208H157ZM233 208H235V209H233ZM238 208H240L241 210L238 209ZM260 208H262L261 211H259ZM215 209H217L218 211L215 210ZM219 209H220V213L218 214ZM224 209H226L227 212L224 211ZM211 210H213V211L215 210V211L213 212ZM230 210L231 211L233 210L235 212L232 213ZM252 210H254V209H252ZM221 211H223V212H221ZM254 212L256 213L255 216H254ZM215 213H217V215ZM221 213H222L223 216L221 215ZM235 214H237V215H235ZM115 215H116V217H115ZM130 215H133V216H130ZM234 215L237 216V217H235ZM214 216H215V218H214ZM261 216H263V220H262V217ZM231 217H232V219H231ZM239 217L241 219L242 218H244V219H242V221H241V219ZM245 217H247V218H245ZM5 218H6V220H5ZM162 218H164V216H161L159 219H162ZM224 218H226V219H224ZM235 218H236V221L233 220ZM136 219H139L140 222L138 220H136ZM225 220H226V222H225ZM116 221H118L119 223L118 222L116 223ZM219 221H222V223H220ZM165 222L166 221H164L163 223H165ZM212 222H214V223H212ZM223 222H224V224H223ZM229 222H232V224H230ZM137 223H139L138 224L139 226L136 225ZM233 223H235V224H233ZM238 223L240 224V227L242 226V230H240L241 228L239 226H237ZM215 224H216L217 227L214 228ZM109 225H111V226H109ZM117 225H118V227H117ZM235 225H236V227H234ZM95 226L96 227L99 226L101 229H104L105 230V234L107 236L109 235L111 237V236L114 235L113 237H111V238L114 239V242H111L110 243V244H112L114 246L111 247L112 249L107 250V252H109V253H107L106 251L104 252V249H102V247L99 245L98 239L95 237L94 233L92 232V229L96 228ZM147 226H148V228H147ZM228 226L230 228H228ZM111 227L114 228V229H112ZM137 227H139V228H137ZM154 227H156L155 230L153 229ZM20 228H21V230H20ZM145 228H147V229H145ZM225 228L226 229L228 228L229 230L228 229L225 230ZM236 228H239V229H237L239 231H237ZM149 229H151V230L148 231ZM231 229H233V230H231ZM220 230H222V231H220ZM223 230H225V231H223ZM219 231L222 232V233H220ZM259 231L260 232H263L262 233L263 235ZM216 232H217V234H216ZM223 232H226V233L223 234ZM235 232H238V233H235ZM257 232L260 233V234L258 235ZM110 233H111V235H110ZM165 233L167 234V236H166ZM232 233H234V234H232ZM140 234H142V235H140ZM163 234L166 237L163 236ZM178 234H179V236H178ZM227 234H229L230 237ZM251 234H253V235L250 236V237L252 239L254 238V240H252L249 237V235H251ZM154 235H155V237L153 238ZM160 235H161V238H160ZM181 235H183L184 238ZM233 235H235V236H233ZM17 236H18V238H17ZM147 236H148V238L150 237L149 239L151 241L148 240ZM257 236L260 237V240L261 241L256 238ZM225 237L228 238V239L229 238H232V242H234V240H235V242L231 244V240L229 239L230 241H228V239H225ZM158 238H160V239H158ZM234 238H236V239H234ZM176 239L178 240L177 243H176V241H177ZM220 239H221V243H220ZM26 240H35V246L33 247V246L29 245V241H26ZM167 240H169V242ZM224 241H226V242H224ZM253 241H254V244L255 245H253ZM146 242H148V243H146ZM222 242H224V243H222ZM228 242H230V245H232V246L235 245V246H233L234 248L233 247L230 248L231 246L229 245ZM172 243H173V245H172ZM256 243H258V244H256ZM260 243H261V245H259ZM174 244H175V246H174ZM224 244H225V246H224ZM251 244H252V246H249ZM240 246H241V244H240ZM145 247H147V249ZM171 247L173 248V250H172ZM235 247L237 248L236 250H235ZM252 247H254V248H252ZM114 248H115V250H114ZM167 248H170L171 252H170L169 249L167 250ZM221 249H222V251H221ZM249 249H250V251H249ZM254 249H256V250H254ZM229 250H230V252H229ZM237 250H239V251L237 252ZM241 250L242 251H245V252H242ZM252 251L255 254H253ZM257 251H258V253H257ZM158 252H156L155 254L156 255L159 254ZM240 252L242 254L245 253L246 256L245 255L243 256ZM237 253H239L240 255L237 254ZM161 254H159V256L157 255L158 257H161L160 260L166 259V257L163 256L164 254L163 255H161ZM170 254H171V257H170ZM237 255L240 256V257H242V259H238L240 257H238ZM248 256H249L248 261L247 260L245 261L244 259L248 258ZM163 257H164V259H163ZM239 260L240 261H243L244 260L245 262L239 263L240 262ZM158 264H161V263L158 262ZM169 264H175V263L173 261H171V262H169Z\"/></svg>",
  "mask_w": 264,
  "mask_h": 264
}]
</instances>
